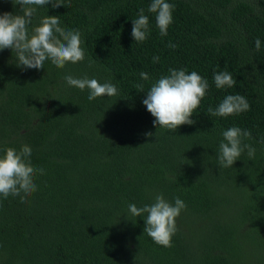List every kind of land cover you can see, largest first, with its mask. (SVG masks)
I'll use <instances>...</instances> for the list:
<instances>
[{"label":"trees","instance_id":"16d2710c","mask_svg":"<svg viewBox=\"0 0 264 264\" xmlns=\"http://www.w3.org/2000/svg\"><path fill=\"white\" fill-rule=\"evenodd\" d=\"M166 2L175 5L166 36L147 11L151 0L38 7L32 26L55 15L81 33L85 59L63 69L50 61L22 69L11 49L0 51V155L28 145L32 165L44 170L26 203L0 197V264H264V0ZM142 8L150 33L137 43L132 20ZM20 9L0 0V14ZM169 69L196 71L209 84L195 123L174 132L154 126L143 104ZM221 71L236 80L232 88L215 87ZM66 75L110 82L118 95L89 101ZM230 94L244 96L250 110L212 116L208 109ZM234 126L251 132L243 143L255 157L245 150L231 168L220 167L222 132ZM157 194L186 204L170 248L128 212Z\"/></svg>","mask_w":264,"mask_h":264},{"label":"clouds","instance_id":"9594fccd","mask_svg":"<svg viewBox=\"0 0 264 264\" xmlns=\"http://www.w3.org/2000/svg\"><path fill=\"white\" fill-rule=\"evenodd\" d=\"M13 5H20L22 14H0V51L11 49L15 53V63L22 69H42L45 61H50L55 67L63 69L66 64H76L85 59L83 41L79 30H66L60 26L58 16L43 17L39 24L32 26L33 17L38 7L51 5L57 8L64 5V0H11ZM175 5L166 0H151L147 9L155 14L156 26L162 36H166L169 26L173 22ZM140 9L138 18L132 20L131 35L135 42H144L149 33V17ZM31 26V31L29 30ZM255 48L261 47L259 38L255 40ZM169 47L175 45L169 44ZM154 62L159 57L153 58ZM170 75L162 76L153 83L147 91L143 104L155 118L154 126L170 131L177 130L181 125H192L191 119L195 110L200 106L209 88L208 81L196 71L188 73L184 69H169ZM143 80L149 79L147 73L141 72ZM70 87L81 91H88L89 101L99 97L118 95L117 87L110 83H100L95 78H75L72 75L64 76ZM214 83L217 89L232 88L236 80L227 71L214 73ZM143 91L144 85H137ZM250 110L247 99L239 94L226 95L219 105L208 112L212 116L229 117L239 115ZM152 136L151 132L145 133ZM223 140L219 145L218 164L220 167L231 168L242 153L247 150L250 159L255 157L256 149L250 144L243 143L251 138V132L239 127H231L222 132ZM31 148L21 146L17 151L14 148L4 149L0 155V197L19 196L21 203L27 202V197L38 190L35 183L37 174H43L42 168H35L31 160ZM186 204L179 197L174 203L167 201L163 194H157L153 203L137 207L128 205V212L133 217H143L146 233L157 245L172 247V237L177 232L176 218Z\"/></svg>","mask_w":264,"mask_h":264}]
</instances>
